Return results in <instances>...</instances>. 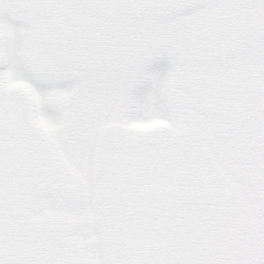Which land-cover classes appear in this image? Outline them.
Returning <instances> with one entry per match:
<instances>
[{
	"label": "snow or ice",
	"instance_id": "obj_1",
	"mask_svg": "<svg viewBox=\"0 0 264 264\" xmlns=\"http://www.w3.org/2000/svg\"><path fill=\"white\" fill-rule=\"evenodd\" d=\"M0 264H264V0H0Z\"/></svg>",
	"mask_w": 264,
	"mask_h": 264
}]
</instances>
